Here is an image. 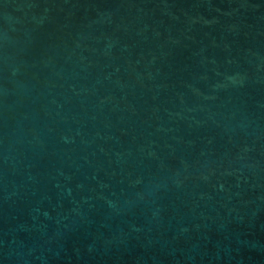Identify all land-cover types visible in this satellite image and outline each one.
Returning <instances> with one entry per match:
<instances>
[{
	"label": "water",
	"instance_id": "obj_1",
	"mask_svg": "<svg viewBox=\"0 0 264 264\" xmlns=\"http://www.w3.org/2000/svg\"><path fill=\"white\" fill-rule=\"evenodd\" d=\"M0 264H264V0H0Z\"/></svg>",
	"mask_w": 264,
	"mask_h": 264
}]
</instances>
